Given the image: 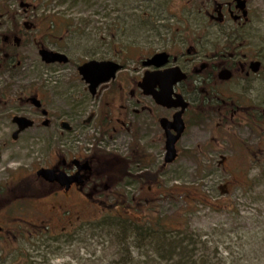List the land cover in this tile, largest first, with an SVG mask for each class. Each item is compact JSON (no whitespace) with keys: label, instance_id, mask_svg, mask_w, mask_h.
Listing matches in <instances>:
<instances>
[{"label":"flooded vegetation","instance_id":"1","mask_svg":"<svg viewBox=\"0 0 264 264\" xmlns=\"http://www.w3.org/2000/svg\"><path fill=\"white\" fill-rule=\"evenodd\" d=\"M27 1L18 6L30 8L32 13L39 5L49 7L55 2ZM182 10L181 18L160 24L157 31L151 30L159 39L167 35V44L154 50L151 44L154 42L149 39L142 47L144 53L134 60L133 64L137 66L134 71L121 59H96L111 60L122 69L114 80L100 84L92 94L77 70L89 60L71 57L80 29L66 28V19H60L54 11L7 18L5 2L0 4V79L7 80L0 84V118L10 121L13 129L10 139L13 141L28 132L47 133L43 139L45 161L36 165L35 172L47 168L70 180L66 188L58 182H45L34 172L36 180L48 188L43 195L69 196L75 192L83 196V191L129 187L136 181L133 177L139 174L138 170L134 171L135 167L144 169L153 164L152 161L147 163L149 160L145 162L147 146L142 148L141 161V157L134 155L136 150L119 156L102 149L106 139L124 135L132 141H157L156 156L162 158L157 165L160 172L181 159L196 161V155H199L196 148L189 149L181 143L193 129L204 128L216 121L215 128L220 131L228 127L232 131L243 128L256 132L255 125L264 121V109L260 111L264 107V0H186ZM36 36L39 41L34 39ZM29 46L37 50L39 63L27 64L23 50ZM41 50L65 55L68 61L47 64L39 56ZM157 53L167 56L164 62L159 61L162 65H144ZM66 70L72 71L70 77L74 81L62 91L63 87L55 79L65 76ZM122 74L124 78L120 77ZM145 74L149 76L148 80L143 79ZM48 75L55 83L54 90L48 91L51 98L47 94V84L33 83L30 78ZM23 80H26V86L20 84ZM15 88H19L16 93ZM53 97L63 106L59 109L60 120L55 127L50 120L53 116L49 102ZM112 97L120 102L116 110L118 117L114 116L112 103L108 102ZM160 98H167L168 101L163 100L165 106L159 102ZM14 117H24L32 124L17 134L16 139H12L18 131ZM177 117L183 124L181 136L175 143L177 157L166 164L165 141L168 136L178 134L180 124L174 121ZM89 127L96 135L93 136V147L78 149L76 153L67 150L61 155L59 152L53 154L51 130L58 129L63 136L69 135L76 140L75 135ZM0 134H3L1 130ZM151 148H155L154 145ZM24 187L20 194H0V199L24 197L28 186Z\"/></svg>","mask_w":264,"mask_h":264},{"label":"rangeland","instance_id":"2","mask_svg":"<svg viewBox=\"0 0 264 264\" xmlns=\"http://www.w3.org/2000/svg\"><path fill=\"white\" fill-rule=\"evenodd\" d=\"M26 1L0 0V4L5 2L7 18L38 16L54 11L60 19L70 20L72 26L80 29V35L73 44L74 51L71 55L73 59L75 56L83 61L111 59L110 49L106 43L110 39V32L115 34L112 31L108 32L107 29L114 28L115 24L121 25L124 28L123 34L118 31L117 36L112 37L114 41H120V44L114 47L117 52L113 51V53L120 55L121 52V60L131 71L132 68L134 71L137 67L133 64L134 60L144 53L145 50L142 47L146 46L149 39L154 42V44L151 43L154 45V50L167 44V35L159 39L157 35L153 36L152 32L138 31L139 26L133 25L132 21L146 18L148 23L155 26L171 23L170 20L173 18L182 17V7L186 3V0H170L165 10L157 12L152 10L155 5L152 3L148 9L149 12L145 13L142 8L138 11L133 10V7L138 4L142 6L143 2L140 3L139 0H91L87 3L78 1L77 4H73L74 0H63L59 5L58 1L50 4L49 7L39 5L32 13L30 8L18 6V3ZM147 16L150 17L147 18ZM85 32L86 37H84ZM31 35L35 34L31 33ZM36 37L34 39L39 41V36ZM23 52L27 64L39 63L37 50L32 46L24 49ZM123 56L130 59L125 60ZM63 74L66 75L55 79L63 87L62 91L73 80V77H70L73 76L72 71L66 70ZM49 76H43L40 79L30 78L33 83L47 84V94L51 98L48 91L54 90L55 83H52L54 78L50 80ZM120 77L124 78V75ZM5 81H7L5 78H1L0 84ZM20 84L26 86V80ZM13 90L16 93L19 88ZM109 101L112 103L114 116L118 117L116 110L120 102L113 97L109 98ZM49 105L53 116L50 120L55 127L60 120L59 109L63 106L54 97ZM262 109L264 107L260 111ZM215 126L217 127L216 121L204 128L193 129L181 142L183 147L196 148L199 154L196 155V161L181 159L160 172L157 170L159 169L157 165L162 158L156 156L157 141L148 139L132 141L130 138L123 137L124 135L111 140L106 139L107 143L104 142L101 148L119 156L129 155L130 151L136 150L137 153L134 155L141 157L142 148L147 146L145 162L149 160L147 163L152 161L153 164L149 168L144 166V169L135 167L134 171L138 170L139 174L135 175V178L132 176L136 181L129 187L83 191L85 194L83 196L73 192L66 196L64 194L43 195L48 188L36 180L34 172L37 169L36 165L45 161L43 139L48 134L33 131L23 134L18 141H13L10 139L13 131L10 121L0 118V130L3 133L0 134V194L13 196L20 194L22 189L19 188L20 186H28L24 197L0 199V251H11L17 248L28 250L36 264H106V259L102 263L97 259L103 256L101 250L103 244L99 243L101 239L95 235L96 232H77V229L83 222L101 218L106 212H116L118 205L122 206L127 203L125 201L130 200L134 203L136 215L145 216L149 212L153 213V210H149L150 207H156L158 212L165 214L181 210L185 202L192 204L195 199H202V195L205 194L211 201L215 200L219 204L210 207L195 202V205L193 204L194 206L189 209L193 211L189 216L192 229L204 232L215 227H222L230 236H236L244 228H264V162H262L264 161V137L255 140L254 136L243 128L241 131L235 129L232 131L227 127L220 131ZM254 129L261 133L264 130V121H259ZM75 136L76 140L69 135L63 136L58 129L51 130L49 137L53 139L51 144L53 154L59 152L61 155L67 150L76 153L78 149L89 150L93 147L92 140L96 135L90 127ZM152 145L155 148H151ZM253 148L262 155L257 164L248 160V156L252 155L250 151H254ZM137 176L140 178L139 181L136 179ZM247 180H256V182L250 184L251 188L246 190L242 186L247 187L245 186ZM119 213L125 214L121 209ZM181 213L182 211L179 214ZM43 228H48L50 235L57 236L74 231L72 232L74 236L66 238L59 235V241L50 238L47 240L45 237L36 240V237H30L32 232H42ZM20 231L25 233L22 238L19 237Z\"/></svg>","mask_w":264,"mask_h":264},{"label":"trees","instance_id":"3","mask_svg":"<svg viewBox=\"0 0 264 264\" xmlns=\"http://www.w3.org/2000/svg\"><path fill=\"white\" fill-rule=\"evenodd\" d=\"M55 1H58L59 5L63 0ZM78 1L87 3L91 0H74L73 4H77ZM139 1L140 3L143 2L142 6L138 4L133 7V10L138 11L142 8V11L147 13L152 3H155L152 10L157 12L165 10L170 0ZM146 20V18L144 20L138 18L136 22L132 21V23L139 26L138 31L151 32V30H158L159 26L148 23ZM64 22L66 28L73 29L74 27L78 29L71 25L70 20H64ZM123 30L124 28L119 24H115L114 28L107 29L108 32L112 31L116 36L118 31L123 34ZM115 35L110 32V39L106 45L110 49V57L116 59L120 57L121 59V52L120 55L113 53V51L117 52L114 47L116 48V44L120 42L113 40L112 37H116ZM123 46L127 47V45ZM128 58L130 57H125V60ZM251 135L256 140L263 138L264 132H253ZM253 149L254 151H250L252 155L248 156V160L257 164L262 155H259L255 148ZM136 179L139 181V176ZM254 182L256 180H247L245 182L247 187H242L247 190V188H251L250 184H254ZM22 187L24 185L19 188ZM202 197V199H195L192 204L185 202L183 209L173 211L170 214L158 212L156 207H150L149 210H153V213L149 212L145 216L136 215L134 203L131 200L129 202L125 201L127 203L124 205H118L116 212H106L101 218L91 222H83L77 232H96L95 235L101 239L99 243L103 244L101 247L103 256H99L97 259L101 263L106 259V264H264V228H244L236 236H230L222 227H215L204 232L199 229H192L189 216L193 211L191 212L189 209L195 205V202L210 207L219 204L215 200L214 202L211 201L205 194ZM118 208L124 211L125 214L119 213L120 209ZM181 211L182 213L179 214ZM72 232L74 233V231ZM72 232L56 236L48 234V228H43L42 232H32L28 235L36 237V240L43 237L47 240L49 238L58 240L59 235L71 238ZM20 233L19 237L22 238L25 233L22 231ZM33 259L32 254L25 249L17 248L11 251H0V264H36ZM45 261H47L46 258Z\"/></svg>","mask_w":264,"mask_h":264},{"label":"water","instance_id":"4","mask_svg":"<svg viewBox=\"0 0 264 264\" xmlns=\"http://www.w3.org/2000/svg\"><path fill=\"white\" fill-rule=\"evenodd\" d=\"M39 56L41 57V60L44 61L47 64H52L53 62H67V58L65 55H61L54 52H48L46 50H41L39 52ZM165 53H157L153 55L151 59H149L147 62L144 63V65L147 66H160L163 64V62L166 59ZM162 60L163 62H159ZM121 66L117 63L107 60V61H98V60H89L86 61L84 64L78 66L77 70L79 72V75L87 85L88 90L92 94L95 93V90L97 86L100 84H106L109 81L114 80L116 74L121 70ZM149 76L145 74L144 80H148ZM167 99V98H166ZM165 99V100H166ZM161 105L165 106L164 99L160 98L158 99ZM164 100V101H163ZM168 101V100H166ZM184 106H182L183 108ZM180 115V114H179ZM177 115V116H179ZM174 121H178L180 124V130H178V134L176 136H168L165 144H166V153H165V163H171L173 162L177 155L175 150V143L177 142L178 138L181 136L182 127L183 124L180 122V117L174 118ZM13 123H15L18 127V131L12 135V139H16L17 134H19L22 130L27 129L31 127V122L25 119L24 117L18 118L14 117ZM162 123H165L164 120H162ZM65 126V124H63ZM36 175L41 178L43 181L47 182H58L62 186H66V188L69 187L70 180L64 175V174H56L54 170L51 169H39L36 172Z\"/></svg>","mask_w":264,"mask_h":264}]
</instances>
